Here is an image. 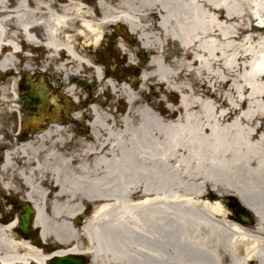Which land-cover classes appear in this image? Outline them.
Here are the masks:
<instances>
[{"label":"bare ground","instance_id":"6f19581e","mask_svg":"<svg viewBox=\"0 0 264 264\" xmlns=\"http://www.w3.org/2000/svg\"><path fill=\"white\" fill-rule=\"evenodd\" d=\"M53 6L51 0H0V71L18 73L22 42L45 52L42 59L26 55L23 71L37 62L63 84L94 68L99 81L107 78L114 93L122 92L128 111L120 123H109L111 117L93 107L89 143L66 123L44 130L33 124L30 137L27 129L18 136L6 124L16 142L4 157L0 153V182L12 194L24 192L23 205L35 209V228L52 254L16 233L17 223L1 219L0 264L83 255L90 264H264V101L245 109L243 101L219 105L178 81L191 75L192 83H202L208 74L214 90L230 82L238 95L243 85L248 90L242 99L264 97V0H98L94 8L69 0L62 9ZM120 24L153 52L141 86L156 78L180 94L179 108L169 105L168 116L145 104L134 110L135 85L121 79L117 89L114 75L91 60L90 49L103 46L108 27L124 34ZM129 63L143 66L133 57ZM60 87L77 101L75 86ZM231 198L255 220L241 222L225 206Z\"/></svg>","mask_w":264,"mask_h":264},{"label":"rangeland","instance_id":"374dc122","mask_svg":"<svg viewBox=\"0 0 264 264\" xmlns=\"http://www.w3.org/2000/svg\"><path fill=\"white\" fill-rule=\"evenodd\" d=\"M97 2L98 0H84L83 4L94 8L97 5ZM148 22H150L149 19L144 20L143 24H147ZM121 27L124 30V34L122 35L117 31L116 26L108 27L105 32L106 40H104L103 43L108 45V47H106L107 48L106 53L110 54L111 57H113V54L110 52V48L112 51L117 52V59L114 60V62H115V65L118 66L117 68L118 77L120 79L125 78L124 81L125 80L127 81L125 83V86L131 87V84L135 85V87L133 86L132 87L134 88V92L136 93L138 103L136 106H134V110H136V108L139 105L145 104L146 106H151L153 110L156 113L162 115V117L168 116L167 114L171 112L172 108L174 109L179 108V103L181 99L180 94L176 92H172L164 88L162 85L157 83L156 78H150V80L147 83L141 86L140 83H142V81L138 79L139 74L132 71L134 68V65L129 63L130 57H133L136 62L141 61L143 66L140 65V67H142V69H145V67L148 65L149 58L153 54V52H151L150 49H147V50L143 49V45L138 40V35L130 34L126 26L121 25ZM238 32L240 33L241 31H238ZM235 41L238 44H241V45L244 44V39L236 38ZM21 44L24 45L22 42ZM123 45L125 47V50L122 48ZM244 45L247 47L250 46V44L247 45L246 43ZM166 53H167V48H166ZM166 53L164 52V55ZM33 55H34L33 56L34 58L38 59L37 52H34ZM16 57L18 60L17 68H18L19 73L17 74V73H14V71H10L8 72L7 75H5L3 82L1 83L2 79L0 81V86H1L0 97L3 95L5 96L4 101L0 100V118L2 119V120L0 119V134H3V135H7L6 134L7 131L5 130L6 127L11 126L12 128L13 126L12 122L16 120V118L19 117L20 100L18 99V95L22 93L24 90L28 89V85L26 82L28 80L25 78L26 77L25 73H22V70L25 64L24 58L20 57V55ZM102 57L103 56H101L100 58ZM104 62H105L103 64L104 67H107L110 69L114 66V62L112 58L111 60L109 58L105 59ZM39 65L40 64H38L37 62L33 64L32 71L28 73V77H31L32 81H34L35 84H39L41 83L42 75L45 76L46 80L57 89V91L51 92V95H50L51 97L56 98V99L58 98L61 99L62 97H65L64 91L62 93L61 92L62 89H59L61 85L63 86L65 85L67 89L69 86H75L76 88L75 94L78 97V99H80V102H83L81 105H80V102L79 104H77V106L78 105L80 106L77 110L82 112L87 117H89V120H92L91 111L93 107H97L100 113H102L105 117H111V119H109V123H112V122L120 123V120L127 113L128 104L124 100V95L122 94V92L118 90L120 92L114 93L109 86L107 78H103L102 81H99L96 77V73L93 72L94 69L89 70L88 73H81L80 76H77V77L75 76V78H72L71 80L66 79L64 80L62 84L61 81L59 80L60 76L57 77L58 76L57 74L40 73V71H38L40 70ZM129 67L131 68V70H129L130 73H127V75L124 76L125 74L123 75V71L125 69H129ZM146 70H151V68H146ZM203 78H204V81L202 83L197 82L194 84L192 83V76L185 75V77L180 78V80L178 79V81L179 82L183 81L184 83L188 84L192 88V91H194L197 94L202 95L206 99L214 101L216 104H219V105L223 104L224 101H234V102L243 101L245 102V104L243 105L245 109L247 107L246 106L247 103H251L252 101H264V97L255 98V100L252 98L242 99V97L244 96V93L248 91L245 89L244 85L242 89L240 90V92L243 93V96H241L236 93V91L234 90V87L230 85V82L229 83L222 82L219 84L217 83V87L214 90V88L211 87V83L215 82V79L208 77V74H204ZM235 79H238V78L236 77ZM78 81L80 82L77 83ZM111 81L116 84L117 89H119L120 86H122L121 83H118L119 80L115 79L114 76L112 77ZM81 83H85L84 87ZM169 105H172L173 107L170 108L168 107ZM225 111L226 109L224 110V112ZM2 121H4L3 122L4 124L2 123ZM72 129H73V132H75V129L74 128ZM78 130H80V128ZM14 134L12 138H13V141L16 142ZM78 134L82 137L81 141H83V143L91 142V139L89 136L90 128H88L86 133H78ZM76 139L77 137H74L73 142H77ZM72 144L77 145L78 143H72ZM81 144H79L78 146L79 148H74V149H78V150L81 149L82 147ZM0 153H1V156L4 155L2 151ZM0 194L4 200V205H5V211L2 214H0V217H2L4 222L3 223L0 222V223L5 224V223H8L9 220L11 219L12 220L17 219L19 215L22 213L23 203H24L22 198H23L24 192L19 195L12 194L4 190L3 184L0 182ZM235 203L241 204V206L243 205L242 202L238 200V198H231L227 200L225 206L229 210L232 211L233 210L232 208H234L233 206L235 205ZM245 211H246V208H245ZM86 216L88 218L90 216V212ZM87 218L83 220L85 221ZM38 231L39 230L37 229L36 232ZM16 233L21 235L18 229L16 230ZM45 247H46V253L51 251L50 249L51 247L49 245ZM86 260H90V258L86 257Z\"/></svg>","mask_w":264,"mask_h":264},{"label":"flooded vegetation","instance_id":"af4514ba","mask_svg":"<svg viewBox=\"0 0 264 264\" xmlns=\"http://www.w3.org/2000/svg\"><path fill=\"white\" fill-rule=\"evenodd\" d=\"M69 0H51V3L54 5L53 7L55 9H62L65 5L68 4ZM82 2H84V0H81ZM87 6V5H86ZM106 40V39H104ZM77 49H84L83 46V41H80L77 43ZM106 47H108L107 44L103 43V46H101L99 49L96 50H92L90 49V58L92 61H95V56L97 57V61L96 63L99 64H104V60L105 59H113L114 60L117 59V52L112 51L110 48V52L113 54V57L110 56V54H107L106 52ZM38 53V58H43L45 55L44 51H35ZM40 52V54H39ZM34 53V52H33ZM106 54V55H105ZM105 55V56H104ZM101 56H103L102 58H100ZM106 66V65H105ZM115 66V67H114ZM114 66L112 68H107L104 67V73H108L109 75L113 73L115 79L121 80L118 77L117 74V68L118 66L115 65L114 62ZM40 67V73H46V70L44 71L43 68L41 66ZM129 70H131V68L129 67V69H125L123 71V75L126 76L127 73H130ZM142 67H140L139 64H136V66H134L133 70L135 73H141L142 71ZM24 73H29V72H24ZM117 76V77H116ZM125 79V78H123ZM128 79V78H126ZM27 82L28 85V89L24 90L22 92L23 95H27V96H31V86H29V82ZM84 87V84L81 83ZM64 89V88H63ZM62 89V93L64 91V95L65 97H62L61 99L58 98V105L55 107L53 105H51L49 103L48 100H35L34 102H31V100L29 99V97L26 98V100L24 101H20V114L19 117L16 118V120H14L12 122V124L15 126L16 129V133L19 136V134L21 133L22 129H27L25 130V134H27V137H30L33 133H34V127L33 124H38L40 127V130H44L45 128H47L48 126H51L53 124L56 123H66L67 125H73L75 129L74 136L79 135L78 133H86L88 128L90 127L91 121L89 120V117H87L86 115H84L82 112L78 111L77 109L80 107L79 105L76 106V104L74 103V101L72 100V98L66 94L65 90ZM78 102H80V99H78ZM83 102H80V105ZM79 113L81 116V120H77L75 114ZM91 119V118H90ZM65 125V124H63ZM80 128V130H78ZM77 129V130H76ZM78 138H82L80 135L77 136ZM9 140L10 137H9ZM31 236L33 237V242L35 243L36 241V237L34 236V234L31 232Z\"/></svg>","mask_w":264,"mask_h":264},{"label":"water","instance_id":"95a60500","mask_svg":"<svg viewBox=\"0 0 264 264\" xmlns=\"http://www.w3.org/2000/svg\"><path fill=\"white\" fill-rule=\"evenodd\" d=\"M22 99L24 98L23 96H20ZM38 97L42 98L43 94L41 92H38ZM31 100L34 98H30ZM52 104H55V101L52 100L51 101ZM0 211H3V206L0 200ZM24 211L25 214L20 216V224L19 227L20 229L25 233L28 234L29 233V227L31 225V220H32V215L34 213L33 209L29 206L26 205L24 207ZM239 220L241 222H248L249 218H247V216L243 213L239 214ZM50 264H88L87 261L78 258V257H74V256H66V257H54L51 260Z\"/></svg>","mask_w":264,"mask_h":264}]
</instances>
